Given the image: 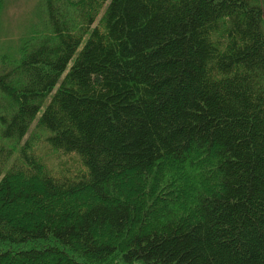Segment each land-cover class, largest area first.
<instances>
[{
	"label": "trees",
	"instance_id": "obj_1",
	"mask_svg": "<svg viewBox=\"0 0 264 264\" xmlns=\"http://www.w3.org/2000/svg\"><path fill=\"white\" fill-rule=\"evenodd\" d=\"M41 2L0 60V264H264V0Z\"/></svg>",
	"mask_w": 264,
	"mask_h": 264
},
{
	"label": "rangeland",
	"instance_id": "obj_2",
	"mask_svg": "<svg viewBox=\"0 0 264 264\" xmlns=\"http://www.w3.org/2000/svg\"><path fill=\"white\" fill-rule=\"evenodd\" d=\"M3 8L0 24V60L1 56L9 50L16 52L22 38L33 35L35 28L43 32L49 29L45 25V13L41 0H5ZM49 98L50 95L47 101ZM42 109L32 122L27 135L31 132V128L35 127ZM47 144L51 146L45 136L40 137L34 147L35 153L42 155L50 168H56L62 154L53 151ZM73 154L76 155L77 153L74 152ZM69 167L70 169L67 168L56 173L70 174L77 169L78 165L71 167L70 164Z\"/></svg>",
	"mask_w": 264,
	"mask_h": 264
}]
</instances>
